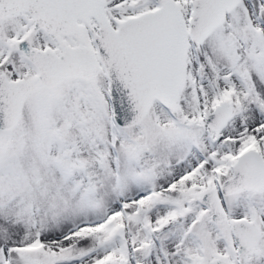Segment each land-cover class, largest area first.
Segmentation results:
<instances>
[{
  "label": "snow or ice",
  "instance_id": "snow-or-ice-1",
  "mask_svg": "<svg viewBox=\"0 0 264 264\" xmlns=\"http://www.w3.org/2000/svg\"><path fill=\"white\" fill-rule=\"evenodd\" d=\"M0 264H264V0H0Z\"/></svg>",
  "mask_w": 264,
  "mask_h": 264
}]
</instances>
